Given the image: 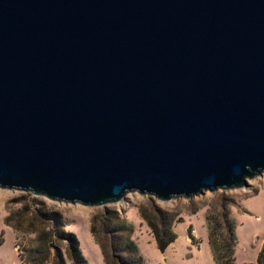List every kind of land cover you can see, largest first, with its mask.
<instances>
[{"label":"water","instance_id":"95a60500","mask_svg":"<svg viewBox=\"0 0 264 264\" xmlns=\"http://www.w3.org/2000/svg\"><path fill=\"white\" fill-rule=\"evenodd\" d=\"M264 175V0H0V189L98 207Z\"/></svg>","mask_w":264,"mask_h":264},{"label":"rangeland","instance_id":"374dc122","mask_svg":"<svg viewBox=\"0 0 264 264\" xmlns=\"http://www.w3.org/2000/svg\"><path fill=\"white\" fill-rule=\"evenodd\" d=\"M155 208L169 215L172 232L178 240L162 255L144 218L147 213L153 220H158L161 214ZM41 209L58 212L63 228L53 221L41 222L36 216ZM111 212H116L128 227L133 228L131 238L140 247V256L145 264H218L211 244V228L214 225L221 227L214 237L218 243L223 245L228 241L227 222L223 219L226 212L230 225L236 226V261L233 264H254L264 243V175L249 180L246 188L205 192L191 199L162 202L154 197L130 193L119 203L98 207L59 203L31 193L0 189V238H3L0 264H26L19 253L26 256L27 249L38 246L37 233L47 230L54 234L60 229L76 234L88 264H105L91 228L94 225L109 246L110 239L116 236L102 226L107 222L105 215ZM116 234L123 237L125 232ZM51 243L61 247L67 264H70L66 242L52 239ZM54 257L55 250L52 249L50 261Z\"/></svg>","mask_w":264,"mask_h":264},{"label":"trees","instance_id":"16d2710c","mask_svg":"<svg viewBox=\"0 0 264 264\" xmlns=\"http://www.w3.org/2000/svg\"><path fill=\"white\" fill-rule=\"evenodd\" d=\"M160 213L158 220H153L151 215L145 213L149 227L151 228L158 250L161 253H165L168 248L177 240L176 235L172 232V221L168 214L155 208ZM36 216L44 222L46 220L53 221L55 225L60 226L62 224L61 215L55 211H43L42 209L36 213ZM168 216V217H167ZM107 222L103 223L102 228L110 230L116 237L110 239V245L100 237L97 229L93 225L91 233L95 238L97 245L100 246L105 264H145L144 259L140 256V250L137 244L131 238L132 227H128L124 219H121L116 212H111L110 215H105ZM223 219L227 222V230L229 234L228 241L223 245L218 243L217 239H214L217 235L218 229H221L219 225H214L211 228V244L213 246L215 260L218 264H233L236 261L235 258V229L236 226H231L227 219V213L223 214ZM56 226V227H57ZM116 232H125L123 237H119ZM214 235V236H213ZM54 239L60 242H66L67 258L70 260V264H88L81 251V245L78 237L75 233L60 229L55 231L54 234L48 233V231H42L37 233L38 246L27 249L28 255L22 256L19 253V257L26 264H67V260L63 255L62 249L59 245H53L51 240ZM3 243V238H0V245ZM52 249L55 250V257L53 261L51 259ZM111 250V255L109 254ZM253 264V263H250ZM254 264H264V243L263 247L258 253L257 260Z\"/></svg>","mask_w":264,"mask_h":264},{"label":"crops","instance_id":"0c3cea01","mask_svg":"<svg viewBox=\"0 0 264 264\" xmlns=\"http://www.w3.org/2000/svg\"><path fill=\"white\" fill-rule=\"evenodd\" d=\"M177 242H178V240H177V241H175V242H174L172 245H174V244H175V243H177ZM172 245H171L169 248H171V247H172ZM189 245H190V244H189ZM190 246H191V245H190ZM138 247H139V246H138ZM139 250H140V247H139ZM166 252H167V251H166ZM166 252H165V253H166ZM165 253H162V254H165ZM160 254H161V252H160ZM162 254H161V255H162ZM244 264H250V263H244Z\"/></svg>","mask_w":264,"mask_h":264}]
</instances>
